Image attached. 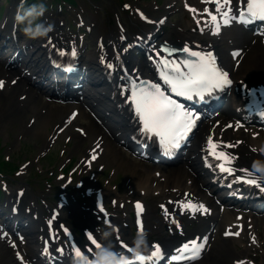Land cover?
I'll return each instance as SVG.
<instances>
[{"label":"bare ground","instance_id":"6f19581e","mask_svg":"<svg viewBox=\"0 0 264 264\" xmlns=\"http://www.w3.org/2000/svg\"><path fill=\"white\" fill-rule=\"evenodd\" d=\"M202 2L207 4L205 8H202ZM169 3L170 1L166 2L167 5H169ZM209 3H213V0H208V2H205V0H195L189 5H191V9L196 10L192 11L193 18L196 21L199 20L200 23L203 25L205 31L202 36L207 35L206 37L208 41H213L216 43L218 40H221L219 39V36L225 37L226 41L232 40L230 41L231 44L228 43L223 46V49H218L219 53L217 56L216 63L220 62V60L222 59L223 64L225 66L224 71L228 72L230 77H233V80L235 82V86L232 89L231 93L228 95L227 99V103L231 106V108L233 109V115H235L240 113V110L237 108H240L246 98V96L242 93L243 91L241 89L243 84H246L247 82H249L250 84L264 83V37L259 39V41L252 43L248 39V33H245L242 30H232L228 28L227 25H224L222 20H220L219 13H216L215 4L213 3L212 6H209ZM236 3L237 1H232V12ZM169 7L170 5L167 6V9H169ZM206 8L216 14L218 17V20L220 22V31L218 34H214L213 25L209 22L210 17L208 15H203V13L205 12L204 10ZM179 33L183 37H188V35L184 31H180ZM107 38H111V35L107 36ZM237 48H243V54L241 53L236 59H239V64L237 67H235L230 60L231 55L229 59L225 55H228L230 51L235 50ZM39 49L40 48H37L32 52L27 64L31 63L37 65L36 63L38 60V56L35 58L32 56L37 53ZM107 52L108 54L110 53L109 48ZM224 52L226 54H224ZM94 54L95 53H92V56L88 59V64L89 67L95 69L99 73L100 69L98 66L95 65L94 62V59L96 60V56L93 57ZM233 58L231 59L233 60ZM135 63H138L139 67L145 70V72H147L146 68L142 63H140L139 61H136ZM257 70L260 71V78L254 79V73ZM36 71L42 72V66L37 65ZM96 71H93L94 78H98ZM19 73L20 72L17 70L9 71L7 67L3 66V64L0 63V78L5 79L6 85L4 89H6L7 91V93H3L1 95V98L3 100V103L0 104L1 126H5V121L4 119L2 121V118H13V121L14 119H19L20 127L17 128L19 134L26 131H31V134L35 135L36 138H39L40 140L45 142L47 139V134L50 132V130H48V126L51 125V123L49 124L50 120H53L57 116L61 117L63 113H65V111H67L66 113H68L70 110L77 107H80L82 109L80 114L84 115L85 112L83 109L88 107L90 112L88 115H86L87 118H89V122L86 124L87 131L89 133H96L94 138H91V141H93L98 135H100L102 136L101 141H103L104 144V150L102 152L103 156L100 158H102L103 160L107 158L108 161L105 164H119L117 165L118 170L120 169V167L127 168V163L124 161L128 160L125 158V156L122 159L121 163H118V154H120L121 151L117 150L115 142H119L121 138H117L118 136H116V134L117 132H119L118 134L121 135L120 137L127 138L130 131L133 129V126L136 127V131L134 132V134H137L140 128V120L138 116L132 114L127 107H118L117 109L113 107L111 103H109L105 99L107 98L106 88L102 87L100 90L98 89V85H100L101 83L96 84L93 82L92 87L94 90L91 92L84 93V98L80 100L78 104L70 105V103H67L66 106L53 107L51 105L49 106V104L44 103L43 101H40L41 97L35 95L33 93V90L29 89L24 84V80L21 81L19 79L14 84L11 83V79L14 77L13 75ZM16 90L20 92L19 94L22 93L25 95L22 102L17 100L16 95L14 93V91ZM40 103L46 104L49 108L48 110H46L45 113H41L40 108H42L43 105L40 106ZM27 113L33 114V116H35L36 118L33 124L30 125V128L27 127V125H25L24 123L25 116ZM109 113H112L113 115L115 114L117 117H113V119L106 121L105 119L108 117L107 115H109ZM221 116L218 115L217 117L211 118V123L206 121L200 127L193 144L194 149H192V151L190 152V156H186L187 159H180L179 162H177V164L172 167L160 166L158 164H155V170L160 171V176L164 177L163 180L161 179V177H158L155 174L152 175L151 173H145L146 171L144 172L145 174H143L141 172V169H136L135 167L130 169L127 168L130 174L129 189L134 191H142L144 195L149 194L150 191H157L158 195H162V200L165 199L164 202H166L167 197L169 196V194H171L175 196V198H173L174 203L179 202V205H181V202H184L181 201L183 197L182 194H184L185 191H188L187 196L191 194L190 197H193V201H196L198 205L203 204L209 210L207 213H203L207 214V216L200 220V223L195 227L194 230L191 231L192 234L190 233L191 237L189 238H195L197 237V235H203V233L208 231L210 232V238L214 236L215 240L212 241L211 239H209V251L204 254V256L200 260H197L195 262L193 261L190 264H233V262L235 263V260L238 259V257H235L232 254L233 245L230 243V241L221 238L219 239L220 232L222 230H226V226H230L231 230L234 231L237 227H240L242 225L244 230L251 231L252 233L255 230L258 221V219L253 215L241 214L237 210V206L231 204V202L218 204L215 198L213 197L212 192H210L213 188L212 182L210 181V179L201 178V172H207V174L210 175V178H213L217 174L216 172H213L210 168H205L203 166L198 165V162L196 161V159L201 157L200 153L204 152L203 144H205L208 133H215L216 138L218 136H221L222 139H231V141L233 142L232 145H234V147L222 146L220 149H218L223 150L230 155L232 154V152L234 154H237L236 156L247 154L249 153L248 150H250L249 148L251 147L264 148V138L258 139V136H255L253 133H243L239 129H237L236 131L233 130V127L239 124L237 122L238 117L233 118L232 116H229L216 124V120L221 119ZM95 117H98L100 121H97ZM121 117H123V121L121 120ZM228 120L233 121L232 129L229 127H222L223 124L228 122ZM100 122H102V125L99 124ZM103 125L107 126V131L104 130ZM115 137L116 139H114ZM236 138H242L243 142L237 144L234 141V139ZM81 141L82 139L80 138V136L75 135V145L73 147L74 150L79 151L80 149H82ZM89 147H91V145ZM195 153V156H191V154ZM240 162L241 165H244L241 160ZM242 168H244V170H247V172H249L250 174L258 177L259 179L264 180V172L260 169H257V167L250 165ZM233 186L234 188H237L239 185L233 184ZM168 205H170L171 208L173 206L171 203H169ZM149 219L152 221L150 217ZM32 227L37 231L39 230V226H35V224H33ZM215 227L219 229L216 230V232L214 233ZM34 229L29 230V242H33V245H27L25 249L26 259H33L38 256L36 248L34 247V244L36 243L37 245L38 241L37 239H31V235L34 233ZM37 233L36 236H38L39 240L42 234L41 232H39V234L37 235ZM217 239L219 240L217 241ZM0 257L1 261H4V255L2 252H0ZM3 264L18 263L15 261L14 257L10 255L8 257V260L5 261Z\"/></svg>","mask_w":264,"mask_h":264},{"label":"rangeland","instance_id":"374dc122","mask_svg":"<svg viewBox=\"0 0 264 264\" xmlns=\"http://www.w3.org/2000/svg\"><path fill=\"white\" fill-rule=\"evenodd\" d=\"M167 1L168 0H74L75 4H69L68 2L64 1V12H60L59 10L57 12V10L51 6V3L48 2V9H46L43 17L39 19L40 21L45 22L50 18V23L53 24L54 27L61 28L60 30L66 29L67 32L71 24L82 20L86 24H92L93 29L87 39V42L89 43V47H87V53L91 52L93 49V36L96 37L98 34L105 35L110 28L113 30V33L117 31L115 19L118 17H120L121 21H123L125 27L127 28L126 32L131 36L142 30H148L150 26L143 25V23L138 19V15L134 10L135 7L143 9L150 16H153L156 19L160 14L165 13L167 15V20L164 24V31L169 39L176 41L180 39L181 37H179V32L182 28L187 34L193 35V25H190L191 14L185 9V4L188 2H193L194 0H169L172 2L174 1V5L170 8V10L165 8ZM122 2L130 5V9L126 10L128 6L127 4L126 6H123ZM29 3L31 4V2ZM0 4H2L0 9L3 11L6 10L7 12L10 7H15L16 0H0ZM46 14H49L50 17L46 18ZM187 22H189V25ZM23 27L24 25H22V28ZM62 27L64 29H62ZM195 30L198 31L197 29ZM259 75L260 71L257 70L254 73V76L257 77ZM34 91L36 90L34 89ZM1 93H5V91H1ZM14 93L17 96L19 92L14 91ZM36 93L37 95H40L37 91ZM1 95L2 94H0V104L3 103ZM41 97L43 98L40 101L48 103L49 106L51 105L53 107H61L63 105L59 101L51 100V98L48 96L41 95ZM44 103H40L44 105L42 112L46 111V109H49ZM32 115L33 114L31 113H27L25 116V122ZM3 119L5 121V126L0 125V155L4 158H8L15 164L28 162V164L25 166H21L22 170L18 172V176L14 175V173L4 175V179L8 182L7 189L14 192L16 188L24 187L25 192L27 193V200L32 199L33 197H43L50 203V205H54L57 192L59 191V185L65 180L64 178L66 177V175L63 178L57 177L59 167H61V165L66 163L69 159L76 163L81 155L84 154L83 148L82 150L80 149L81 151L74 150V137L71 134L63 133L57 138L56 144L51 147V153L42 157V154H44L43 151H46L49 148V146L45 148L44 141L36 138L35 135L31 134V131H26L19 134V131L17 130V128L20 127L19 119H14L13 121V118L12 120L2 118V121ZM59 119L60 116H57L53 120H50L49 124L51 123V125L48 126V130L52 126L53 122H58ZM82 121H84L85 124L87 119H79L78 124H82ZM71 133L77 134L78 132L74 131L72 128ZM67 136L70 137V141L68 142H66L65 139ZM90 136L88 138L87 136L85 138L82 137L83 140L81 141V146L85 148V146L88 145ZM122 153L126 154L130 161L131 157L129 152L123 150ZM133 160L136 161V165L133 164V161H128V164L142 169L143 172H141L143 174L145 171L147 173L150 172L154 174L155 168L153 164L144 163L141 162V160ZM93 168L96 169L95 165ZM80 170L81 167L79 166V172H77L78 176L76 180L79 178L85 180L88 177V171ZM91 181H94L96 187L102 188L107 201H112L113 198H117V201H115L112 206L117 207L119 212H122L121 215L126 221L129 220V217H126V214L132 216V213H130L132 208L131 200L136 198L144 199L147 202V216L148 214L150 215L149 212L151 208L152 211L154 210V223H156L155 219L157 220V223L154 224V226H147L148 231L145 232L146 234L148 233V236L151 237V239L165 240L176 233L173 232L171 234V231H175L173 226H169L167 229L164 227L166 222L161 220L162 217L161 213L159 212L161 206L159 205L160 202L158 201V195L156 193L150 192L145 196L142 195L138 190L131 192L127 189L126 183L130 184V178L128 177V173L125 169H119L116 171L115 166L105 165L101 171H98L93 176ZM85 187L86 185L83 184L79 190H76L73 187V182H70L68 190L77 197V199L71 198V207L73 209L77 208L81 211H86L82 208L85 207L86 200L89 199L85 197L88 196L84 193ZM75 213L76 212L72 211V213H69L68 215L73 214V216H68L64 218V220L72 223L76 230L82 226V224L78 226L80 222L88 223L91 226L98 223V220H96L89 211L85 216L78 214L75 216ZM74 222L77 226L74 224ZM197 225L198 223L192 222L191 224H187L186 227L189 229H194V227ZM256 225L257 227L255 230L258 241L261 243L260 246H255V248L250 246L248 243L251 241L246 234H243L242 236L240 235L241 237L237 238L235 241H231L229 237L226 238V240L232 243L235 251L239 252V255L243 256V258H246L247 260H253L255 264H264V222L262 220H258ZM124 231L126 233L125 236L131 237L135 230L133 227L129 226L125 228Z\"/></svg>","mask_w":264,"mask_h":264},{"label":"snow or ice","instance_id":"6c2138e0","mask_svg":"<svg viewBox=\"0 0 264 264\" xmlns=\"http://www.w3.org/2000/svg\"><path fill=\"white\" fill-rule=\"evenodd\" d=\"M205 2H208V0H205ZM213 3L215 4L216 13H219L220 20H222L224 25L230 24L237 18L244 24L251 23L255 19L264 21V0H247L246 9L240 11L238 17L231 14L232 0H213ZM190 11L196 10L190 9ZM204 11L210 17L209 22L213 25L214 34H218L220 31V22L217 15L207 8ZM199 23L200 21L197 20V24ZM184 51L189 52L191 56L197 57L198 59L186 61L184 69H182L179 64H172L171 71L175 73L174 76L170 75L168 71L162 70L160 73L161 78L177 95L186 96L188 99H191L195 94L203 99L204 93H211L215 89H221L231 85L232 81L229 78V74L217 67L215 57L211 53L202 54L200 52L190 51L188 48H185ZM233 55H239V53H234ZM109 67H111V65H109ZM164 68H169L168 61L164 62ZM3 85L4 82L0 81V88H2ZM132 99L137 116L143 125L141 131L159 137L161 144L166 148L178 147L180 139L187 131H190L191 127L195 124V115L186 111L181 105L172 100L170 96L165 95L158 84H150L148 88L134 91ZM229 127L232 126L229 125ZM237 127H239V125H237ZM222 146L234 147V145L231 144L222 145V142L217 143L212 137H209L208 147L210 154L216 159L221 160L219 164L220 171L231 175L233 169L230 165L235 157L223 150H218ZM94 158L95 157H93V159ZM243 171L247 173V170ZM245 182L253 185L258 183L255 178L246 179ZM181 206L192 212L201 211L207 213L209 211L203 204L196 205L191 201L186 203L181 202ZM161 207L164 208L163 205H161ZM136 208L137 215L139 216L143 211V206L137 202ZM164 210L167 216V209ZM139 223L138 221V224ZM140 231H143L142 225H140ZM226 234L239 235V232ZM89 239L92 240V243L95 244L97 248L100 247L91 234H89ZM154 247L155 251L147 258L140 253L136 254L134 260H129L123 255H120L122 264H145L146 259H155L160 255V249L158 245ZM203 247V244H198L197 241L193 240L185 244L180 251L182 253H190L189 256L185 257L186 259L196 260L199 258ZM128 250L131 251V249ZM44 251L47 252V248H45ZM74 252L77 257H82L83 255L79 249H74ZM241 264H243V262H241Z\"/></svg>","mask_w":264,"mask_h":264},{"label":"clouds","instance_id":"9594fccd","mask_svg":"<svg viewBox=\"0 0 264 264\" xmlns=\"http://www.w3.org/2000/svg\"><path fill=\"white\" fill-rule=\"evenodd\" d=\"M46 11L43 4L32 5L26 10L18 11L16 21L18 24L24 25L23 32L30 39L45 38L53 30L54 25L44 21L37 22L39 17H42ZM137 251H142L147 245L146 234H138L134 241ZM73 264H84V262L76 257ZM97 264H122L121 256L101 248L97 253Z\"/></svg>","mask_w":264,"mask_h":264}]
</instances>
